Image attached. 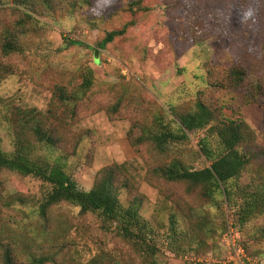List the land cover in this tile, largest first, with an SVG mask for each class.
I'll return each mask as SVG.
<instances>
[{
  "label": "rangeland",
  "instance_id": "1",
  "mask_svg": "<svg viewBox=\"0 0 264 264\" xmlns=\"http://www.w3.org/2000/svg\"><path fill=\"white\" fill-rule=\"evenodd\" d=\"M126 4L60 0L51 11L31 14L30 20L10 0H0V44L2 32L9 29L22 50L0 56V65L9 68L8 73L0 70V150L13 152L8 127L12 110L46 114L56 87L74 89L88 68L93 86L72 118L68 114L69 121L57 128L61 142L52 149L39 146L34 159L45 163L62 158L84 190L102 169L126 165L132 188L121 194L120 203L127 206L139 199L142 218L162 238L171 214L181 228L201 222L191 249L175 255L164 243L155 259L158 264H226L222 236L227 226L245 246L246 264H264V215L238 230L226 208L210 207L196 192L187 195L183 185L148 177V165L159 160L151 161L147 145L137 151L128 138L132 129L150 125L156 115L170 122V109L180 113L204 101L217 110L220 121L241 120L247 126L243 145L256 155L239 183L251 184L250 175L264 164V109L252 103L257 86L264 90V0H145L148 11L137 14L135 25L122 37L98 53L86 49H97L107 33L130 21L122 11ZM232 69L244 72L239 88L225 85V74ZM56 106L58 114L65 111ZM114 107L117 112L110 115ZM178 147L169 157L191 160L201 168L209 165L199 156L195 137ZM47 190L32 177L0 174V264L5 249L18 262L45 256L47 264H152L96 215L82 214L75 206H54L46 222L41 221L36 212Z\"/></svg>",
  "mask_w": 264,
  "mask_h": 264
},
{
  "label": "trees",
  "instance_id": "2",
  "mask_svg": "<svg viewBox=\"0 0 264 264\" xmlns=\"http://www.w3.org/2000/svg\"><path fill=\"white\" fill-rule=\"evenodd\" d=\"M14 8L20 9L23 16L33 20L31 14L51 11L60 0H10ZM145 0H127L122 11L130 15L119 30L106 34L97 45V49L85 47L80 42H68L71 46H83L93 53L104 49L107 43L117 37H122L129 27L135 25L137 14L146 13ZM18 29L24 30V25ZM214 31V30H213ZM4 40L0 44L2 59L13 54H20L18 37L15 31H3ZM192 41V40H191ZM197 42V40H195ZM0 70L8 73L9 68L0 65ZM1 75V74H0ZM244 72L232 69L226 72L228 87L239 88L244 80ZM93 86V73L85 69L77 86L68 91L64 86H58L53 92V103L50 110L43 114L35 109H14L8 118V127L13 140V152L6 154L0 150V174L13 173L22 177H32L48 186L47 192L40 201L36 215L46 222L49 210L61 203L80 209L82 214L96 215L109 229L131 244L138 253L148 258L152 264L156 262L160 247L165 243L166 250L175 255H182L184 248L191 249L196 244L198 236L196 229L199 223H188L181 228L171 214L168 218L166 234L162 238L140 214L141 201L134 199L127 206L120 203L122 193L132 188V176L127 172L126 165H112L95 175L89 190H84L67 172L59 160L40 163L34 159L39 146L49 149L61 142L57 128L68 122L67 115L72 118L77 104L82 101ZM246 99L249 96L246 95ZM253 102L264 109V90L257 86L253 94ZM57 105L65 111L58 114ZM116 107L110 115L116 114ZM167 112L163 111L166 116ZM170 122L163 116L156 115L150 125L132 129L128 135L129 141L137 151L141 145H147L149 159H158L159 163L149 164L147 175L150 178L162 180L169 184H179L185 187L187 195L196 192L198 199L210 207L227 211L233 215L234 226L242 230L248 223L264 215V164L258 172L250 175L251 186H242L239 180L250 167L255 158L251 148L243 143L249 135V130L241 120L220 121L217 110L204 101H195L183 112L170 109L167 113ZM136 132H135V131ZM201 133H204L201 136ZM197 139L199 156L209 165L199 167L193 161L187 162L179 157H169L176 152L179 145ZM212 141L214 145L211 146ZM1 143V139H0ZM150 147V148H149ZM256 181V183H254ZM242 243V242H241ZM243 245V243H242ZM244 246V245H243ZM246 251V248L244 246ZM174 255V256H175ZM49 258L31 257L25 262H18L14 252L5 249L1 264H47Z\"/></svg>",
  "mask_w": 264,
  "mask_h": 264
},
{
  "label": "built area",
  "instance_id": "3",
  "mask_svg": "<svg viewBox=\"0 0 264 264\" xmlns=\"http://www.w3.org/2000/svg\"><path fill=\"white\" fill-rule=\"evenodd\" d=\"M222 240L227 249L226 264H246L248 262L244 246L231 226H227Z\"/></svg>",
  "mask_w": 264,
  "mask_h": 264
}]
</instances>
